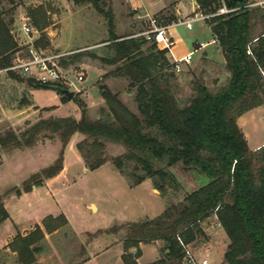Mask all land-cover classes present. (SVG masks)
Returning <instances> with one entry per match:
<instances>
[{"label": "trees", "instance_id": "16d2710c", "mask_svg": "<svg viewBox=\"0 0 264 264\" xmlns=\"http://www.w3.org/2000/svg\"><path fill=\"white\" fill-rule=\"evenodd\" d=\"M68 1L91 5L103 15L107 38L102 42H107L108 52L98 55L78 51L60 57L59 64L66 68L83 56H90L103 65H115L114 73L126 77L129 88L135 87L134 99L141 117L121 102L117 92L102 85L100 94L105 105L99 109L98 117H90L86 103L73 96L71 99L80 108L79 118L46 117L19 132L12 128L0 131V148L7 151L31 148L42 135H55L61 142L51 164L29 175L19 186L0 193V224L8 218L4 198L12 192H29L56 176L63 168L66 145L79 133L83 139L76 148L90 169L106 162L105 143H113L124 151L111 160L131 185L151 177L158 189L178 188L179 183L169 170L173 166L193 173L200 182L185 193L181 202L154 218L87 234L92 239L124 228L122 264H139V244L157 240L163 241V255L144 264H182L181 242L191 244L203 235L201 223L211 215L229 239L221 264H264V144L250 149L237 123L238 117L264 105V11L257 6L246 7L254 0H196L205 14L215 13L222 4L237 9L208 17L224 63L202 57L190 74L209 72L213 88L208 81L195 78L187 102H183L177 96V76L165 50L148 44L143 36L117 35L112 10L105 8L104 0ZM27 16L40 32L34 47L46 49L49 38L44 31L48 24L45 8L42 4L28 8ZM9 24L13 21L6 22L0 10V69L10 66L17 54L27 53L26 47L17 43ZM5 73L22 80L19 73ZM25 80L36 88H52L58 93L59 88H66L60 83L40 84L31 77ZM61 99L67 100L64 96ZM130 164L134 172L127 170ZM138 170L141 174H136ZM67 224L63 214L47 215L42 219L43 228L36 224L24 235L17 232L6 245L15 253L13 264H34L43 249L44 232L51 233ZM69 262L66 264H77Z\"/></svg>", "mask_w": 264, "mask_h": 264}, {"label": "rangeland", "instance_id": "374dc122", "mask_svg": "<svg viewBox=\"0 0 264 264\" xmlns=\"http://www.w3.org/2000/svg\"><path fill=\"white\" fill-rule=\"evenodd\" d=\"M104 1L105 8H111L114 21L119 24L115 33L117 35L128 33L131 25L129 19L128 22L126 21V14L131 12V9L126 8L125 0ZM40 4L46 10L48 22L44 29L49 38V46L43 49L45 54L61 52L67 56L83 50L98 55L107 54V42H102L107 38L106 20L91 5H74L68 0H0V10L6 22L12 20L14 24L20 18L26 17L32 25L27 10ZM178 4L182 12L190 11L189 0H178ZM163 9L162 12L170 13L172 5ZM138 20L132 19L136 23ZM13 24H9V27L12 28ZM32 27L36 31L34 36H39L40 32L33 25ZM196 28L197 23H194L193 30L182 25L178 26L177 30L189 41ZM209 36L210 34L202 33L200 39H208ZM16 41L20 45L26 42V38L17 32ZM212 49V45L207 47L209 53ZM199 54L197 50L195 56ZM194 66L191 63L186 64L182 66L180 72H175L177 96L183 102H187L185 100L191 92L195 78L208 81L210 88H213L209 72L190 74ZM115 67V65H103L90 56H83L80 61L65 68L64 72L75 85L74 87L66 85V88L74 90V96L86 103L87 112L92 118L98 117L99 109L105 105L100 94L102 85L107 86L112 92H117L121 102L141 117L134 99L135 87L129 88V80L115 74L113 71ZM79 74L82 75L81 81L76 78ZM20 75L21 81L9 77L5 72L0 73V131L12 128L19 132L29 123L46 117L79 118L80 108L73 99L62 101V95L56 90L36 88L25 80L28 75ZM222 80L224 77L221 78ZM237 123L250 149L264 142V105L249 110ZM82 139L83 136L76 133L69 140L63 153L62 172L58 173L57 178L53 181L44 180L41 186L33 187L29 195L20 197L12 192L4 198L3 203L6 204L12 218L1 225L2 232L14 231L13 228L17 229L16 224L19 227L17 232L28 231V227L32 226L28 221L39 219L44 213L53 214L59 210L63 211L78 233L68 224L60 228L56 236H60L59 240L63 237V241L61 239L57 243L58 251L62 257H69V263H73L80 259V248L83 246L81 243L90 240L87 231L95 232L97 229H105L113 225L154 218L165 209L181 202L186 192L200 185L193 173L183 172L179 166L169 168L179 183L178 188L158 189L151 177L145 178L139 184L131 185V181L120 173L111 160L124 151L122 146L105 143L106 162L95 169H90L76 148L77 143ZM60 149L61 142L55 135H42L31 148L10 151L0 148V193L13 186H19L29 175L51 164ZM127 170L134 172L132 164L127 166ZM135 172L141 174L139 170ZM201 226L204 234L188 244V247L194 254L207 251L210 264H221L224 262L223 255L229 244L226 233L214 215L203 221ZM124 235V228L117 233L98 235L97 237L101 239L98 241L100 245L97 250L103 252L88 264H122L118 251L121 247L123 253ZM162 246L161 240L139 244L141 254L137 262L156 260L163 255ZM0 260H5V264H13L15 257L3 251Z\"/></svg>", "mask_w": 264, "mask_h": 264}, {"label": "crops", "instance_id": "0c3cea01", "mask_svg": "<svg viewBox=\"0 0 264 264\" xmlns=\"http://www.w3.org/2000/svg\"><path fill=\"white\" fill-rule=\"evenodd\" d=\"M124 2L126 4V8L131 9V12L129 11L126 14L127 15L126 21L129 19L130 20L129 23L131 26L129 28L130 31L128 33L122 34L119 36H123V35L131 36V35H136V34L142 32L143 30L146 29L149 17L155 15L159 19V21H161L163 24L168 25L167 31H168L171 39H172V42H173L172 52H173V55L175 57L179 58V57L183 56L184 54H186L190 51H193V58L191 61L192 65H196L197 63H200L202 60L201 59L202 57H205L208 60L216 62L218 64L224 63V57H223L222 52L220 50L219 44H218L217 40H214L215 36L213 35L212 30H211V26L209 25V23L207 21V19H208L207 15L208 14H205L204 11L201 8H199L196 0H189L191 8H190L189 12H185V13L180 10L178 0H125ZM168 5H172V11L170 13L162 12L164 10L163 8H165ZM134 18L139 19L137 23H136V21H132V19H134ZM186 18H194V21L191 24V28H190L191 30H193L194 23H197V28H196L197 30H195V32L191 34V36H190L191 39L189 41L187 40V37L185 38L184 36H182L181 33L177 30L178 26H181V25L185 26V25L184 24H176L177 22L184 20ZM118 26H119V24H117V22H115V29H117ZM187 29H189V28H187ZM202 33L210 34L209 38L208 39H200ZM36 37H38V36H36ZM200 43H204L205 45L200 48L199 47ZM148 44H149V42H148ZM209 45L213 46V49L211 50L210 53L207 50V47ZM197 50L200 52L199 56H195V53L197 52ZM204 52H205V54H203ZM168 58H169V60H171L170 56H168ZM240 117H238L237 121L240 119ZM263 144H264V142L261 143L260 145H257L252 150L262 146ZM60 172H62V171H60ZM59 174L48 179V180L53 181V179L57 178L59 176ZM44 188H45V186H44ZM30 193H32V191L31 192L30 191L29 192H22L20 194V197L29 195ZM4 207L8 212V218L0 224V227H1V225H4V223L6 221H9L12 218V215H11L9 209L7 208L6 204H4ZM59 214H63L65 216L67 222H68V225L72 228V230L74 229L73 231L78 233V230L71 225V221L68 218V216L65 213H63V211H60V210L56 211V213H53V214L52 213L51 214L44 213L39 219H35V220L32 219L33 221H28L32 224V226L28 227V229L31 230L34 227V225H36V224L41 226V228H43L42 219L45 216H47V215L57 216ZM16 228L17 229L19 228L18 224H16ZM17 229L13 228L14 231L9 230L8 233L2 232L0 230V250L1 251H7L11 255H13L14 257H15V253L9 251V249L6 247V245L14 237V235L17 233ZM28 231L23 232L22 230H20L19 233L24 235ZM87 232L93 233L94 231L93 232L87 231ZM58 233H59V230L53 231L51 233L44 232V241L42 244L43 249L40 253H38L36 255V262L34 264H66L68 262L69 257L64 258L59 254L57 243L61 239H62L61 241H63V237H61L59 240L58 237H60V236H56ZM100 239H101L100 237H94L90 240H87V242L85 241V242L81 243V245H83L82 247H84V250H82L80 248V252H81L80 256L81 257H80L79 261H77V264H88L92 260L97 258L103 252V251L98 252V250H97V247L100 245V244H98V241ZM119 250L120 251H118V254L120 257L122 254L121 247ZM1 259H3V258H1ZM4 262H5V260H0V264H5ZM138 263L144 264L147 262H144V263L138 262Z\"/></svg>", "mask_w": 264, "mask_h": 264}, {"label": "built area", "instance_id": "2783aa9c", "mask_svg": "<svg viewBox=\"0 0 264 264\" xmlns=\"http://www.w3.org/2000/svg\"><path fill=\"white\" fill-rule=\"evenodd\" d=\"M257 6L264 11V0H254L246 5V7ZM237 8H227L224 4L220 6L213 14H208L207 17L216 14H224ZM194 18H186L177 22L176 24H184L187 28H191V24ZM175 24V25H176ZM168 25L163 24L156 16H150L146 29L136 34L137 36H143L149 43L154 44L158 49L165 50L166 55L171 57L172 69L174 72H180L182 66L190 64L193 58V51L184 54L181 57H175L172 52V39L167 31ZM19 32L25 36L26 42L20 44V46L26 47V55L17 54L13 59L10 66L0 69V73L6 71H13L19 74H26L33 78L40 84H55L60 83L63 85H70L74 87V83L67 77L65 68L59 64V58L64 56L65 53L57 52L51 55L45 54L43 50L34 47L33 42L37 38L34 36L35 30L29 23L26 17L20 18L13 24L12 34L16 38V33ZM214 40H217L215 37ZM205 44L200 43V48ZM264 75V74H263ZM77 80H82V75H77ZM183 260L182 264H210L207 256H199L194 254L188 247V244H183Z\"/></svg>", "mask_w": 264, "mask_h": 264}, {"label": "water", "instance_id": "95a60500", "mask_svg": "<svg viewBox=\"0 0 264 264\" xmlns=\"http://www.w3.org/2000/svg\"><path fill=\"white\" fill-rule=\"evenodd\" d=\"M205 54V52L203 53ZM59 94L66 97L67 99H71L74 96V90H70L67 88H59ZM134 252V250H132Z\"/></svg>", "mask_w": 264, "mask_h": 264}]
</instances>
